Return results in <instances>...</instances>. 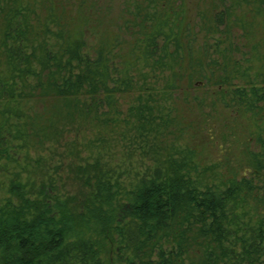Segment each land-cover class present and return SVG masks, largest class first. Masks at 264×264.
<instances>
[{"label":"trees","instance_id":"trees-1","mask_svg":"<svg viewBox=\"0 0 264 264\" xmlns=\"http://www.w3.org/2000/svg\"><path fill=\"white\" fill-rule=\"evenodd\" d=\"M196 1L198 24L186 0H124L119 33L92 44L74 31L70 0H0V264H264V79L242 66L232 33H248L249 15L251 32L256 18L264 26V0ZM142 68L160 81L145 82ZM193 82L255 123L247 176L208 185L192 175L194 152L173 145L158 159L165 138L182 132L177 102L202 106ZM131 93L134 145L154 166L130 189L100 157L72 150L55 168L66 169L70 194L45 179L51 158L37 156L25 182L13 172L29 144L51 151L69 124L120 118L117 97Z\"/></svg>","mask_w":264,"mask_h":264},{"label":"rangeland","instance_id":"rangeland-1","mask_svg":"<svg viewBox=\"0 0 264 264\" xmlns=\"http://www.w3.org/2000/svg\"><path fill=\"white\" fill-rule=\"evenodd\" d=\"M70 2L75 6L69 9L71 18H75L72 27L75 29L74 31L83 33L88 43L96 44L99 36L108 38L111 32L114 33L113 35L119 33L118 28L114 25L118 22L117 14L124 6V0H70ZM91 3H94L95 7ZM196 3V0H186V9L192 23L198 24L199 12L196 9ZM81 10L84 12L82 16L85 20L78 15ZM247 19L253 26L254 21L251 20L250 15L247 16ZM255 21L259 25L256 34L251 32L252 26L251 28L246 26L247 34L235 27H233L232 33H237V39L235 38L237 41H235L240 49L237 55L243 60L242 66L244 68L251 67L247 72L252 78H255V83H258L263 82L264 79V26L260 18H256ZM121 36L122 34L119 39ZM124 39L126 38H121L119 43H122ZM122 44L120 49L126 50V45ZM246 58L250 61L244 62ZM142 71L148 74L145 82L160 81L159 77L151 78V69L142 68ZM259 73L260 75H258ZM138 74L140 71L135 69L134 77L143 83V78L140 79ZM158 84H160L158 87L163 88L162 83ZM193 84L192 94H190L200 100L202 106L197 109L194 104L187 107L183 101L177 102L179 105V107L177 106L178 117L183 118L184 116L186 120L179 119V126L183 128H181L182 132L174 129L171 136L165 138L164 146L159 151L162 155L160 158L157 156L158 159L163 160V156L171 150L170 146L173 145L179 150L186 148L194 152V161L197 166L192 175L208 185H221L220 182L239 180L240 177L247 176L250 168L244 155L246 150L255 151L257 149L255 123L249 121L250 115L244 118L242 114L222 109L213 97L214 88H208L203 82H193ZM134 97L135 95L132 93L118 96L115 105L119 107L116 109L120 110V118L114 120L115 117H110L103 127L96 126L92 119L89 124L74 123L75 127L79 129H76L77 131L70 130L69 124L66 126L68 128L64 132V139H61L58 145L54 144L51 151H47L46 144L39 147L29 144L18 157L21 160L20 168L13 169V172L19 170L17 174H20L21 181L25 182L28 173H31V169H33V162L37 156L51 158L49 164L42 165L43 172L47 175L45 179L48 181L49 176L52 177L61 192L70 194L75 191V188L68 180L66 169L62 167L55 170V168L62 166L60 164L62 160L72 159L73 156L68 157L72 150L75 155H79L80 159L83 157V159L89 160L93 157H100L102 162L111 168L112 176L119 179L127 190L130 189L131 184H135L143 175L150 174V170L154 166V161L150 158L151 153L142 156L137 145H134L135 138L133 139L134 130L131 129V119L126 116L128 107L134 104ZM184 97L181 95L180 99L183 100ZM211 104L215 105L211 106ZM202 113L209 115L203 116ZM125 119L128 120V123ZM260 125H264V120ZM149 148L145 149L149 150ZM179 156L175 154V157L179 158ZM3 179L5 177H2L0 173V182ZM6 183L8 184V181ZM4 195V192L0 193V198ZM103 257L107 263V255L104 254Z\"/></svg>","mask_w":264,"mask_h":264}]
</instances>
